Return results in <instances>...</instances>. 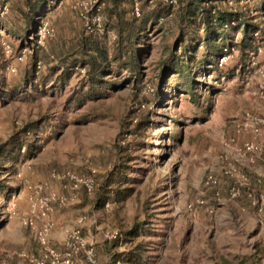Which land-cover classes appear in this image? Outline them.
<instances>
[{
	"label": "rangeland",
	"instance_id": "obj_1",
	"mask_svg": "<svg viewBox=\"0 0 264 264\" xmlns=\"http://www.w3.org/2000/svg\"><path fill=\"white\" fill-rule=\"evenodd\" d=\"M40 1L0 0V147L13 142L18 151L0 152V260L52 264L50 249L63 253L69 233L85 216L82 233L101 264H166L167 257L170 264H219L230 245L221 231L227 224L216 235L214 226L201 223L235 220L236 213L225 210L229 194L222 189V201L214 199L204 183L210 174L225 183L223 141L236 125L247 114L264 120V98L255 94L264 71V0H212L217 9L243 11L261 29L245 49L237 41L233 48L226 45L231 52L223 65L204 58L203 44L192 63V80L164 67L176 55L183 58L184 42L177 50L183 29H194L181 18L187 0H130L141 7L140 16L134 14L137 38L119 37L124 13L108 8L109 0L104 29L95 34L84 30L76 8L80 0H44L42 6ZM42 20L54 33L39 45L32 36ZM228 160L245 174L235 158ZM253 164L261 177L264 154ZM67 169L78 174L97 169V186L89 195L84 189L67 191L59 181L60 189L53 190L67 199L55 203L45 245L24 222L28 184ZM202 195L218 208L215 214L189 208ZM190 246L195 259L186 258ZM74 258L76 264H91L85 249Z\"/></svg>",
	"mask_w": 264,
	"mask_h": 264
},
{
	"label": "built area",
	"instance_id": "obj_2",
	"mask_svg": "<svg viewBox=\"0 0 264 264\" xmlns=\"http://www.w3.org/2000/svg\"><path fill=\"white\" fill-rule=\"evenodd\" d=\"M168 1L170 3L177 2V0ZM204 3L207 5L209 4L208 1H205ZM105 4V0H80L77 2L76 8L78 9V15L83 21L86 33L95 34L103 31ZM133 12L136 16H140L141 14V7L138 1H135L134 3ZM53 33L54 28L50 25V23L47 20H42L41 23L37 25L32 38L39 45H43L45 39L48 36L53 35ZM27 50V47L21 50L18 54V59L23 60ZM230 52L231 47L225 46L224 55L220 58V65L224 64L223 62L226 61ZM36 63L38 67H41L42 61L38 60ZM10 68L13 71L16 70L13 66ZM80 69L82 72H85L86 70L85 67H81ZM259 76L260 80L255 94L260 98H264V71L262 69L260 70ZM263 124L264 120L260 117L247 114L244 119L236 125L235 133L223 141L225 152L221 154L224 163L221 166L222 172L226 175L235 176L237 178L234 184L229 188V196L231 198H236L239 195L240 185H248L251 180L247 174H243L240 171L238 172L236 164L228 159L235 158L236 161L244 160L252 164L257 160V158L263 155L264 146L258 140ZM241 134H249L252 135V137L250 139L245 138L240 141L239 136ZM96 172L97 169H92L89 174H78L70 169L63 171L54 170L51 172V178L61 181L64 188L72 191L84 189L89 195H91L97 186ZM219 182L220 180L217 175L210 174L206 177L204 185L206 188L218 185ZM262 182V178H258L256 181V187L248 190V196L252 199L253 204L256 205L258 212L264 211V189L262 188ZM28 188L30 189V209L24 219V222L36 230L40 243L47 245L48 235L54 226V221L51 219V213L54 210L55 203L59 202L60 204H63L67 198L65 196H61L52 189L50 180L36 184L29 183ZM216 195L220 197L219 190L216 191ZM207 202L208 200L202 195L191 203L189 208L194 209L196 205H204L207 207L209 212L213 213L215 208ZM109 204V202L106 203V205ZM85 218V216H81L78 219V225L69 233V237L66 242V249L63 253L50 249L52 264H76L74 254L79 252L81 249H85L88 262L91 264H101L98 262L94 247L89 246L87 239L82 233V224ZM33 261L35 264H45L44 259ZM0 264L9 263L8 261L0 260Z\"/></svg>",
	"mask_w": 264,
	"mask_h": 264
},
{
	"label": "crops",
	"instance_id": "obj_3",
	"mask_svg": "<svg viewBox=\"0 0 264 264\" xmlns=\"http://www.w3.org/2000/svg\"><path fill=\"white\" fill-rule=\"evenodd\" d=\"M44 3H45L44 0L38 2V4H40L41 6ZM128 5L129 7H125L124 4H122V0H109L107 4L108 8L110 9L114 8L124 13L123 20L127 24V27L122 30L120 29L118 30L119 37L131 36L133 38H137L139 29H136L134 26H130L131 23L136 19L133 12L134 5H132V2H130V0L129 3H127V6ZM54 68L59 69L62 67L59 65ZM77 68L79 67L77 66ZM234 133H235V129L230 135ZM260 135H261L259 136L260 139L263 140L264 142V134L263 136L262 134ZM249 137H252V135L241 134L239 136V140L241 141ZM237 162L238 164H240L239 165L240 170L245 172V174L249 176L251 180V184L242 185L239 191V195L236 198H231V197L229 198L231 200V206L230 207L228 205L225 206V210L226 209L229 210L228 213H231V211L236 213L235 220L223 222L221 220L212 221L211 219L210 223L207 222L201 224L208 229L214 226L216 230L215 231L216 235L221 233L219 231V227H221L222 224H227L225 230L221 228V231L222 234L224 235V238L229 239L227 240V242H225L226 245L227 244L230 245L229 247L225 246L224 251L220 253L219 264H264V211L258 212L256 205L253 204L252 199L248 196V190H249L248 188L251 186L256 187V181L258 178H262V180H264V172L262 173L261 177L257 178L256 174H259V172L257 173V171L253 168L254 164L250 165V163L244 160H240ZM224 177L226 178V181L224 180L225 183H222L221 180L218 185L206 187V190H210L212 192L213 198L218 199L219 201H222L221 198L222 189L223 192H225L228 195L229 185L231 184V182H235L237 180V178L235 177H229L226 175ZM50 179H51L50 181L52 182L51 183L52 189L59 190L60 189L59 187H61L59 186L60 185L59 181L52 179L51 177ZM217 190L220 191V197L216 195ZM67 191H69V189H67ZM58 209L59 208H57V213H58ZM217 209H215V211L211 213L207 210V207L204 205H196L195 207V211L197 214H198L197 211L202 210L204 212H208L211 215V214H215L217 212ZM255 213L256 214L258 213V216H255ZM200 220L202 219L200 218ZM196 224L199 225L200 223L196 221ZM200 227L203 228L202 226ZM198 232L200 231L194 230L193 234ZM191 246H190V251L188 252L186 258L190 257L195 259L196 257L191 256V252L193 253V249H192L193 247ZM181 260L184 259L182 258ZM165 262L166 264H170L168 257L165 258Z\"/></svg>",
	"mask_w": 264,
	"mask_h": 264
},
{
	"label": "trees",
	"instance_id": "obj_4",
	"mask_svg": "<svg viewBox=\"0 0 264 264\" xmlns=\"http://www.w3.org/2000/svg\"><path fill=\"white\" fill-rule=\"evenodd\" d=\"M205 1H208L209 4H205ZM211 2L212 0H187V4L181 13V18L184 22L188 20L194 29L193 31L185 33L186 31L182 28L183 37L180 39L177 50L184 42L183 58L176 55L171 65H164L166 70H171L170 73L179 74L181 78L187 77L192 80V74L194 73L192 63L197 62V52L203 44L206 46L204 58L206 60H214L216 62L215 64H217L224 55V47L226 45L232 47L234 46V42L237 41V44L245 49L256 41L255 33L261 29L260 23L252 20V17H247L241 10L217 9V6L213 5ZM166 12H170V7ZM118 19V23H120L122 21L121 14L118 15ZM136 20L139 19L136 18L135 21ZM135 21H133L130 26H133ZM198 24L203 28L204 33L202 35L199 34L201 27L198 26ZM126 27V23L120 24L119 29L122 30ZM35 30L36 28L34 31ZM240 30L241 37L236 39L235 33ZM189 35L191 36L190 39L185 42V37ZM128 60H132V57L128 56L127 61ZM25 131H29V129ZM3 146L1 145L0 152L1 150H5L4 154L10 149H13L16 154L18 153L17 149H14L16 144L13 142L6 147Z\"/></svg>",
	"mask_w": 264,
	"mask_h": 264
}]
</instances>
